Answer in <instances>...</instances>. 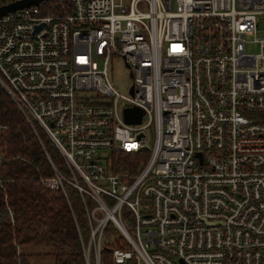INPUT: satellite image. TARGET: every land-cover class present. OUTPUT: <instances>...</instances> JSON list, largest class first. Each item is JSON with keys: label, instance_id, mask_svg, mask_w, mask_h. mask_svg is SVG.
I'll use <instances>...</instances> for the list:
<instances>
[{"label": "built area", "instance_id": "obj_1", "mask_svg": "<svg viewBox=\"0 0 264 264\" xmlns=\"http://www.w3.org/2000/svg\"><path fill=\"white\" fill-rule=\"evenodd\" d=\"M0 86L82 197L86 264L109 222L115 264H264V0H40L0 17Z\"/></svg>", "mask_w": 264, "mask_h": 264}, {"label": "trees", "instance_id": "obj_2", "mask_svg": "<svg viewBox=\"0 0 264 264\" xmlns=\"http://www.w3.org/2000/svg\"><path fill=\"white\" fill-rule=\"evenodd\" d=\"M0 155V264H30L32 255H51V264H86L84 247L90 229L82 197L69 185L64 192L40 182L41 177L54 173L49 158L66 171L63 159L49 137L39 126H31L1 86ZM122 240L118 228L109 222L103 233L100 264H115L112 248ZM27 245L40 251L29 252ZM125 264H136L135 257Z\"/></svg>", "mask_w": 264, "mask_h": 264}, {"label": "rangeland", "instance_id": "obj_3", "mask_svg": "<svg viewBox=\"0 0 264 264\" xmlns=\"http://www.w3.org/2000/svg\"><path fill=\"white\" fill-rule=\"evenodd\" d=\"M249 38H252V37H249ZM246 50L249 52H256L257 47L253 43H248ZM109 77H110L111 82L114 85H116L121 91H124V92L127 91L128 85L130 83V77H129L128 67L126 66L123 59H121L119 57L113 59L112 64H111L110 69H109ZM34 125H37L42 129V127L37 122L33 121V126L32 125L31 126L34 127ZM34 130H35V128H34ZM42 131L47 135V133L43 129H42ZM49 139L53 143V141L51 140L50 137H49ZM39 247L41 248V246H39ZM30 248H31V246H29V245L25 246V250H27L29 252L37 253L40 251L39 248H31V250H30ZM52 259H53V257L51 255H41V256L32 255V257L28 260H29L30 264H51ZM95 261H96L95 256L93 257V259L89 258L90 264H95ZM141 264H145V263L142 262Z\"/></svg>", "mask_w": 264, "mask_h": 264}, {"label": "water", "instance_id": "obj_4", "mask_svg": "<svg viewBox=\"0 0 264 264\" xmlns=\"http://www.w3.org/2000/svg\"><path fill=\"white\" fill-rule=\"evenodd\" d=\"M40 0H17L0 7V17L8 11H13L17 8H22L31 4H36ZM125 118L128 122H139L143 111L139 108H126L124 110Z\"/></svg>", "mask_w": 264, "mask_h": 264}]
</instances>
